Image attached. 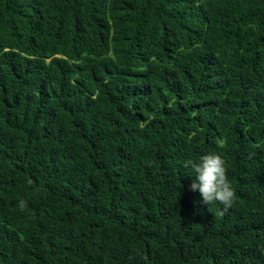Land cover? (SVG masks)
Returning <instances> with one entry per match:
<instances>
[{
  "label": "trees",
  "instance_id": "obj_1",
  "mask_svg": "<svg viewBox=\"0 0 264 264\" xmlns=\"http://www.w3.org/2000/svg\"><path fill=\"white\" fill-rule=\"evenodd\" d=\"M0 264H264V0H0Z\"/></svg>",
  "mask_w": 264,
  "mask_h": 264
},
{
  "label": "clouds",
  "instance_id": "obj_2",
  "mask_svg": "<svg viewBox=\"0 0 264 264\" xmlns=\"http://www.w3.org/2000/svg\"><path fill=\"white\" fill-rule=\"evenodd\" d=\"M183 166L194 173L189 190L198 191L205 205L219 202L225 209L232 206L236 192L228 179L225 161L220 155L209 153L202 155L198 161L188 159ZM20 207L25 208L26 203L21 202Z\"/></svg>",
  "mask_w": 264,
  "mask_h": 264
}]
</instances>
